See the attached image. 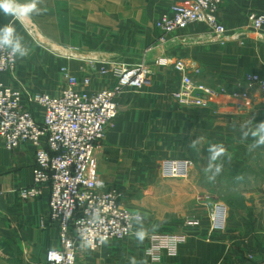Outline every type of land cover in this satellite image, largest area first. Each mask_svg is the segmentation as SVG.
Instances as JSON below:
<instances>
[{"label":"crops","instance_id":"0c3cea01","mask_svg":"<svg viewBox=\"0 0 264 264\" xmlns=\"http://www.w3.org/2000/svg\"><path fill=\"white\" fill-rule=\"evenodd\" d=\"M173 2L40 0L38 13L20 18L0 11V27L12 26L28 49L14 73L0 74L7 84L56 95L65 82L61 68L67 66L74 75L90 76V91H98L116 82L112 74L99 73L104 65L145 58L153 66L149 86L126 87L118 95V115L96 164L106 186L119 187L122 202L143 221L126 239L110 240L96 251L81 245L77 264H264V146L248 150L251 131L264 122V92L246 81L250 74L264 77V29L255 31L247 19L251 12L264 14V0L222 1L217 19L226 36L237 39L221 42L205 23H194L161 43L156 21ZM160 57L187 59L194 78L212 87L247 90L251 106L240 108L227 97L218 99L216 110L180 104L172 95L180 73L157 65ZM41 113L37 107L38 119ZM193 140L196 149L189 146ZM217 143L227 154L217 161L223 168L210 182L207 149ZM35 152L30 142L14 150L0 142V264H43L47 250L59 247V228L49 220V186L36 199L17 193L33 181ZM165 158L191 159L189 177L162 179ZM218 200L229 208L227 227L210 233L208 211ZM191 216L200 219L198 226L184 224ZM141 229L142 242L135 235ZM154 232L183 234L186 241L177 255L164 253L154 262L145 253Z\"/></svg>","mask_w":264,"mask_h":264},{"label":"built area","instance_id":"2783aa9c","mask_svg":"<svg viewBox=\"0 0 264 264\" xmlns=\"http://www.w3.org/2000/svg\"><path fill=\"white\" fill-rule=\"evenodd\" d=\"M173 1L156 21L162 33L161 43L167 41V36L176 35L194 23H205L221 42L237 39V36H226L225 26L217 19L223 0ZM247 19L255 31L264 29V14L251 12ZM19 60L10 49H0V74L14 73ZM155 62L159 66H173L180 73L179 87L172 95L182 105L216 110L220 97L233 100L240 108L252 104L247 90L212 87L195 79L191 72L193 65L187 59L170 61L160 57ZM61 70L65 82L56 95L0 81V142L9 150L26 142L36 146L33 181L17 193L21 199L31 200L40 197L46 185L50 189L49 220L59 228V247L47 250L43 264H77L81 245L96 251L110 240L126 239L137 227V212L122 202V190L117 186L107 187L98 174L97 154L110 123L118 115V95L126 87L149 86L154 74L153 66L145 58L133 65H104L99 73L112 74L115 84L90 91L93 83L90 76L74 75L67 66ZM246 81L249 87L257 86L264 92V77L250 74ZM37 107L42 109L41 119L37 117ZM192 168L191 159L165 158L160 162L159 171L162 179H186ZM228 212L226 203L212 204L208 211L210 233L226 229ZM184 224L195 227L200 219L191 216ZM102 237L106 238L104 242ZM87 240L92 241L91 246H87ZM185 241L183 234L154 232L147 238L145 253L152 261L160 262L164 253L177 255ZM24 254L30 259L27 250Z\"/></svg>","mask_w":264,"mask_h":264},{"label":"clouds","instance_id":"9594fccd","mask_svg":"<svg viewBox=\"0 0 264 264\" xmlns=\"http://www.w3.org/2000/svg\"><path fill=\"white\" fill-rule=\"evenodd\" d=\"M40 0H28V2L19 4L16 3L15 0H0V11H2L5 15H13L17 18L20 16H26L31 13H38L39 9L37 7ZM0 49H10V52L13 56L25 57L28 55V49L22 44V38L16 36L15 29L10 25H4L0 27ZM253 143L248 146L249 151H253L256 148L264 146V122H260L257 124L256 128L250 133ZM249 136L248 132L243 134V137L246 139ZM198 141L193 140L189 145L191 148H197ZM208 156V164L205 169L206 173H209L208 179L209 181H214L216 176H218L223 168L222 163H217V161L227 154V149L223 146V144H211L207 149ZM230 158V157H229ZM137 221H143V216L139 213L136 214ZM138 240L141 242L145 238L146 232L144 230H138L135 233ZM106 238H101V242H104ZM87 246H91L92 241H86ZM133 264L135 261L133 260Z\"/></svg>","mask_w":264,"mask_h":264},{"label":"rangeland","instance_id":"374dc122","mask_svg":"<svg viewBox=\"0 0 264 264\" xmlns=\"http://www.w3.org/2000/svg\"><path fill=\"white\" fill-rule=\"evenodd\" d=\"M213 202H214V201H213ZM215 202H224V200H223V201L218 200V201H215Z\"/></svg>","mask_w":264,"mask_h":264}]
</instances>
